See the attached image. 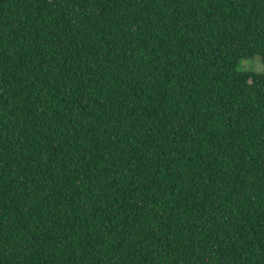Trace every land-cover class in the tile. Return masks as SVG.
<instances>
[{"label": "trees", "instance_id": "1", "mask_svg": "<svg viewBox=\"0 0 264 264\" xmlns=\"http://www.w3.org/2000/svg\"><path fill=\"white\" fill-rule=\"evenodd\" d=\"M264 0H0V264H264Z\"/></svg>", "mask_w": 264, "mask_h": 264}, {"label": "rangeland", "instance_id": "2", "mask_svg": "<svg viewBox=\"0 0 264 264\" xmlns=\"http://www.w3.org/2000/svg\"><path fill=\"white\" fill-rule=\"evenodd\" d=\"M240 67L242 69L260 72L264 69L262 57L260 55H256L253 59L243 60Z\"/></svg>", "mask_w": 264, "mask_h": 264}]
</instances>
